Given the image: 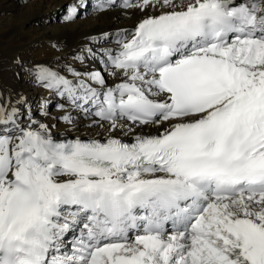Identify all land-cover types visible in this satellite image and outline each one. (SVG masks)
<instances>
[{"label": "snow or ice", "instance_id": "6c2138e0", "mask_svg": "<svg viewBox=\"0 0 264 264\" xmlns=\"http://www.w3.org/2000/svg\"><path fill=\"white\" fill-rule=\"evenodd\" d=\"M120 6L102 71L31 70L102 138L0 101V264H264V0Z\"/></svg>", "mask_w": 264, "mask_h": 264}, {"label": "bare ground", "instance_id": "6f19581e", "mask_svg": "<svg viewBox=\"0 0 264 264\" xmlns=\"http://www.w3.org/2000/svg\"><path fill=\"white\" fill-rule=\"evenodd\" d=\"M102 2L107 0H0V101L14 104L25 123L31 117L49 125L57 140L77 136L100 139L104 129L93 125L95 117L72 108L66 100L39 84L29 88L27 81L37 84L31 71L36 65L50 67L62 75H68L67 66L81 72L102 71L100 52L115 48L114 42L120 34L134 29L144 18L138 9L121 7L122 0L100 11L97 5ZM72 9L75 17L66 19ZM89 49L97 54L96 60L89 59ZM20 55L27 57L24 64ZM77 57H84L83 63ZM7 74L12 78H7ZM103 74L109 85L118 82L106 72ZM21 99L23 103H18ZM50 102H54L55 108L63 104L59 117L70 115L74 123L70 125L57 118L58 115L46 118Z\"/></svg>", "mask_w": 264, "mask_h": 264}, {"label": "rangeland", "instance_id": "374dc122", "mask_svg": "<svg viewBox=\"0 0 264 264\" xmlns=\"http://www.w3.org/2000/svg\"><path fill=\"white\" fill-rule=\"evenodd\" d=\"M119 0H117L115 3H117ZM83 8H81V10H82ZM20 61H21V63L22 64H24L25 62H26V59H27V57L26 56H22V55H20ZM22 70L23 71H25L26 70V68H22ZM6 77L7 78H12V75L11 74H7L6 75ZM20 78H21V76H20ZM27 84H28V86H29V88H31V89H34V85H35V87L36 86H39L38 85V83L37 84H33V82H31V81H27ZM53 103L54 102H50L48 105V108H47V112H46V118H48V119H51L52 117H57V115H58V117L57 118H60L59 116H60V109L59 108H55V107H53ZM57 112H59V113H57Z\"/></svg>", "mask_w": 264, "mask_h": 264}]
</instances>
